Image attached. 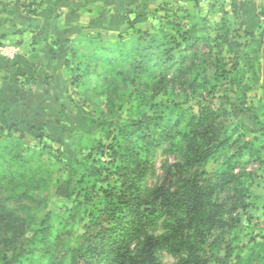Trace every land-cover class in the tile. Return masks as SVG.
<instances>
[{
	"label": "rangeland",
	"instance_id": "374dc122",
	"mask_svg": "<svg viewBox=\"0 0 264 264\" xmlns=\"http://www.w3.org/2000/svg\"><path fill=\"white\" fill-rule=\"evenodd\" d=\"M263 13L264 0H0V143L14 144L25 162L21 172L0 159V203L26 232L44 221L48 249L59 254L52 264H70L105 204L103 190L118 184L119 151L133 144L123 146L120 126L160 114L170 135L147 153L142 192L163 184V197L180 192L196 173L220 170L224 156L247 141L234 171L249 173L247 206L234 212L231 236L243 256L264 264ZM201 17L207 26L186 50L171 21L188 27ZM137 30L185 59L163 80L157 70L139 71L138 80L148 81L140 100L133 57L113 52L119 41L130 46L145 36ZM143 39L140 46L149 43ZM221 140L220 155L196 157ZM231 188L216 194L226 208ZM178 218L184 213L154 216L128 255L142 262L150 243L156 264H180L189 229Z\"/></svg>",
	"mask_w": 264,
	"mask_h": 264
},
{
	"label": "trees",
	"instance_id": "16d2710c",
	"mask_svg": "<svg viewBox=\"0 0 264 264\" xmlns=\"http://www.w3.org/2000/svg\"><path fill=\"white\" fill-rule=\"evenodd\" d=\"M170 25L180 44L185 45L186 50H191L196 47L198 33L203 32L207 23L206 19L201 17L188 27L177 21H171ZM136 33L145 36L139 35L130 46H126L124 41H119L120 46L112 51L117 54L116 59L133 57L135 73L131 82L135 95L140 100L148 88V81L138 80L139 71L144 73V76H150L157 70L163 80L167 77L166 69L172 65H182L185 59H181L180 55L172 53L169 49L162 48L154 35L139 33V30ZM159 34L166 36L163 29L159 30ZM143 38L149 43L140 46L138 41ZM72 54H76V50H73ZM262 56L264 58V49ZM231 68L234 69V66ZM261 72L264 90V60ZM168 121L169 119L161 114L157 117L142 115L130 117L120 126L119 135L122 137L123 146L128 142L133 144L130 148L119 151L114 171L118 184L103 190L105 204L99 210L96 222L91 225L83 242L74 249L70 264H156L150 243L146 245L142 262L128 255V245L133 236L140 233L153 217L161 212L184 213V218H178V221L188 227L189 233L183 240L186 253L180 264H253L251 256H243L242 247L234 245L231 236V232L239 223V218L234 212L247 206L245 201L248 188L243 176L249 173L239 170L234 172L238 168L244 146L248 145L247 141H243L232 153L224 156L220 170L196 173L186 189L180 192L163 197L161 189L164 184L150 194L142 192L140 183L149 167L147 153L151 152V147L169 137ZM225 142H214L196 157L220 155ZM237 143L235 140L231 145L235 146ZM1 158L6 159L12 166L18 164L19 170L25 171L24 157L14 144L0 143ZM228 186L232 187V195L226 208L217 202L216 194ZM43 222L36 231L26 232L24 223H20L13 212L8 210L4 203H0V264L55 263L59 254L55 252L56 249H48L45 231L47 226ZM120 227L126 230V235L121 240L118 239L119 234L115 235Z\"/></svg>",
	"mask_w": 264,
	"mask_h": 264
},
{
	"label": "crops",
	"instance_id": "0c3cea01",
	"mask_svg": "<svg viewBox=\"0 0 264 264\" xmlns=\"http://www.w3.org/2000/svg\"><path fill=\"white\" fill-rule=\"evenodd\" d=\"M55 50V49H54Z\"/></svg>",
	"mask_w": 264,
	"mask_h": 264
}]
</instances>
